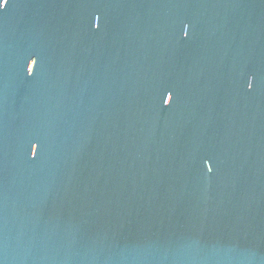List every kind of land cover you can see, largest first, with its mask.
Returning <instances> with one entry per match:
<instances>
[{
	"label": "water",
	"instance_id": "95a60500",
	"mask_svg": "<svg viewBox=\"0 0 264 264\" xmlns=\"http://www.w3.org/2000/svg\"><path fill=\"white\" fill-rule=\"evenodd\" d=\"M0 264H264V0H0Z\"/></svg>",
	"mask_w": 264,
	"mask_h": 264
}]
</instances>
